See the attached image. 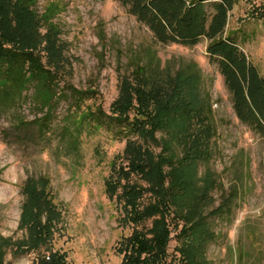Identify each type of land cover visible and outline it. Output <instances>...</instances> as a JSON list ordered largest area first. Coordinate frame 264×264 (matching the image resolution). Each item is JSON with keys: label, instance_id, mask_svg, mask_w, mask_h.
I'll return each instance as SVG.
<instances>
[{"label": "rangeland", "instance_id": "obj_1", "mask_svg": "<svg viewBox=\"0 0 264 264\" xmlns=\"http://www.w3.org/2000/svg\"><path fill=\"white\" fill-rule=\"evenodd\" d=\"M230 15L228 32L237 33L264 76V0H236ZM0 36L13 47L40 54L46 66L60 73L62 85L94 97L88 104L96 109L137 115L143 112L139 101H146L150 121L157 111L153 105L160 107L163 131L147 125L144 134L133 138L148 159L141 172L161 180L155 181L159 191L184 171L194 179L213 177V207L237 185L240 198L233 220L212 221L217 240L208 259L210 264H264V136L236 117L206 39L195 47L159 44L113 0H0ZM179 97L206 100L212 129L202 149L207 155L193 153V167L184 169L181 161L202 127L192 118H187L193 121L189 128L170 120L167 111L183 105ZM72 112L68 102H61L51 131L28 141L15 135L13 117L0 118V264H38L40 253L49 255L45 242L38 249L32 242L38 225L53 228L51 245L66 252L70 264H121L118 251L135 229L151 227L152 219L144 225L130 223L129 203L154 205L155 185L130 167L126 175L120 172L130 158L123 156L125 142H112L108 131L87 123L78 149H70L63 128ZM18 114L27 121L42 116L30 102ZM132 186L140 189V202ZM178 224L171 223L168 253L173 264L181 263Z\"/></svg>", "mask_w": 264, "mask_h": 264}, {"label": "trees", "instance_id": "obj_2", "mask_svg": "<svg viewBox=\"0 0 264 264\" xmlns=\"http://www.w3.org/2000/svg\"><path fill=\"white\" fill-rule=\"evenodd\" d=\"M113 1L119 2L128 14L146 26L159 44L195 47L206 39L210 61L217 64L224 78L236 117L252 131L264 136V76L242 49L237 33L228 32L230 14L236 0ZM144 72L147 73L146 68ZM61 80L60 73L46 66L40 54L13 47L5 43L4 38L0 36V118H14L17 137L26 141L44 137L51 131L59 105L66 101L71 110H74L63 128L70 149H78L77 145L87 123L93 129L108 131L112 142H125L123 156L130 158L126 169L120 172L126 175L132 168V173L140 174L144 182L154 184L158 190V183L155 181L161 180L144 173L143 169L141 172L140 166L145 161L147 164L148 159L146 160L145 153L139 150L138 146L141 145L133 138L144 134L147 125H156L163 131V127L158 125L164 123L165 117L159 112L160 107L153 105L157 111L150 121L147 111L150 106L146 101H139L142 105L140 111L146 112V115L143 112L125 116L112 111L107 113L102 108L96 109L88 104L94 99L90 94L79 91L68 83L62 85ZM169 98L167 102L171 104L174 99ZM179 98L183 105L174 107L173 112L167 111L170 120L174 121L178 128L183 125L189 128L195 120L202 127L198 133L200 136L194 138L192 151L181 161L184 169L193 167V153L207 155V150L205 152L202 149L204 140L210 138L212 129L209 126L211 119L207 116L206 100H199L197 97L191 101L185 97ZM28 102L36 109L37 114L42 115L41 117L27 121L18 114ZM194 102L196 107L192 106ZM187 118H192L193 121ZM172 139L175 143L178 139L174 131ZM183 140L184 138L180 139ZM134 150L136 152L132 156ZM172 155L178 158L175 152ZM191 174L192 172L184 171L175 175L172 178L173 184L167 190L155 192L157 197L154 205L141 208L139 203L131 200V224L144 225L149 219L153 221L148 229H135L128 238L126 247L118 251L123 256L121 264H173L168 253L172 240V221L178 222V228H181L176 239L181 246V250H178L179 260L181 259L179 264H210L208 250L217 240L212 221L214 218H229L230 222L233 220L240 189L233 185L224 193L219 205L213 207L215 201L211 194L216 189V181L209 176L200 180L194 179ZM109 184L106 182L108 190ZM130 190L140 202V189L132 186ZM38 226L32 234V242L37 249L45 242L47 252L50 251L49 255L39 251L38 264H70L67 253L55 250L51 245L50 231L53 228ZM49 226L52 227L51 224Z\"/></svg>", "mask_w": 264, "mask_h": 264}]
</instances>
